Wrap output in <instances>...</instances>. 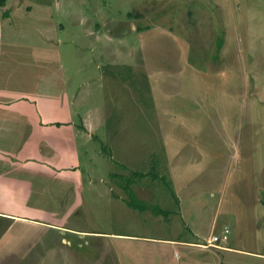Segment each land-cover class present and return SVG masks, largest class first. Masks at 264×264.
<instances>
[{"label": "crops", "instance_id": "crops-1", "mask_svg": "<svg viewBox=\"0 0 264 264\" xmlns=\"http://www.w3.org/2000/svg\"><path fill=\"white\" fill-rule=\"evenodd\" d=\"M53 1L6 0L0 6V222L6 220L0 226V255H12L16 264L24 259L15 248L20 240L26 241L25 247H33L39 237L36 234L47 230L80 235L92 231L81 222L89 204L84 196L85 179L79 171V142L72 121L77 111L73 107L75 97L69 91L66 67L60 58L63 25L55 17L53 8L57 6L61 15L65 11L62 1L55 0V4ZM211 1L216 4L217 0ZM5 11L9 15L5 16ZM157 13L161 15L160 10H155L154 15L158 16ZM128 14L138 19L122 22L115 18L122 24L116 28L111 25L112 17L99 13L96 18L89 13L80 20L84 31L80 35L91 43L98 34L104 35L107 46L114 30L127 32L131 28L143 41L147 35L154 36L144 31L147 25L140 24L143 17L139 13ZM228 28L220 30L226 33ZM153 29L164 37H180L170 26L153 24L150 30ZM143 41L139 45L125 44V51L123 43H119L114 45L113 52L121 59L127 51L132 53L129 59L135 51L143 56L142 63L123 64L129 70L141 68L147 75L144 83H136V89L139 93L145 86L149 88V102L164 144L170 194L175 201L174 206L168 204V209L161 204L159 208L168 216L165 220L168 219L174 231L178 223L185 224L189 235L110 232L115 234L110 238L128 242L114 241L125 245H119L118 249L126 254H121L122 264L129 259L134 260L129 264H264V155L259 153L263 155L260 160L256 151L257 144L264 145V126L261 125L264 117H253L251 109L241 111V106L253 98L259 103L253 110L264 109V97L259 99V93H247L240 85L232 90H224V86L218 89L207 85L209 78L196 89L195 86L185 89L183 66L160 63L150 66ZM230 41L229 45L228 35L220 37L210 54L211 60L230 61L226 57L230 54L233 59L234 41L232 38ZM183 44L185 49L180 50L184 53L188 43L183 40ZM245 45L241 53L247 54L249 49H245ZM106 53H110L111 58L112 52L106 49ZM238 54L236 47V59L240 58ZM119 65L122 66V62L114 66ZM240 69L242 62L237 69L238 78ZM257 70L260 78L264 68L259 64ZM258 80V85H264L263 78ZM213 83L217 82L211 81ZM213 87L221 100L214 99ZM189 89L193 90L195 101L183 105ZM177 96L181 99L176 105L171 104L170 100ZM140 100L138 98L136 104ZM209 102L216 109L213 113H209ZM138 110L145 114L144 106ZM198 112H202L204 122L200 121ZM84 118L89 125V116ZM257 118L262 121L260 126H255ZM178 123L187 128L185 134L173 129ZM242 123L246 130L242 129ZM88 131L82 136L85 141ZM130 186L138 197L140 193L148 198L139 197L144 200L151 202L150 198L155 195L136 179ZM123 187L129 195L127 185ZM166 197L170 202L168 194L161 199ZM207 213L209 218H206ZM18 229H21L19 233ZM214 234H219L216 245L210 244ZM138 240L151 242L152 246L145 244V248L141 245L139 249L133 243Z\"/></svg>", "mask_w": 264, "mask_h": 264}, {"label": "rangeland", "instance_id": "rangeland-1", "mask_svg": "<svg viewBox=\"0 0 264 264\" xmlns=\"http://www.w3.org/2000/svg\"><path fill=\"white\" fill-rule=\"evenodd\" d=\"M54 1L53 4H55ZM56 1H62L65 11L61 15L59 8L54 5V15L63 25L61 36L64 41L60 43L62 49L60 58L66 67L69 91L75 97L73 107L77 114L72 121L79 142V171L85 179L84 196L86 203L89 204L88 208L84 209L86 216L81 222L82 226H87L92 231L82 235L56 230H47L41 235L35 233L39 236L35 246L25 247L26 241L23 242V240L19 241L17 244L19 246H15L24 257L17 264H122L121 254L123 256L126 254L124 250L118 251V249L124 244H115L114 241L125 244L128 242L126 239L110 238V235H115L110 232L122 234L138 232L182 237L188 236L189 232L186 225L183 224V227L180 223L174 231L168 219L165 220L168 216L163 211L154 212L153 209L160 204L168 209L169 206H174L175 201L170 194L171 184L170 179L168 180L169 171L163 149L164 144L152 112V103L149 102V88L143 86L139 93L136 89V83H144L147 75L141 68L129 70L123 64L142 63L143 56L140 51H135L129 59L132 53L127 51V53L123 52L121 59L113 52L114 45L123 43L125 51V44L139 45L143 37L130 28L127 32L114 30L112 39L108 40L109 46L105 45L104 35L100 34L91 43L88 38L82 37L83 34L80 35L84 32L79 25L80 20L87 17L89 13L96 18L99 13H104L105 16L112 17L111 25L119 28L118 26L122 24L117 23L116 19L124 22L137 18L128 13H139L143 17L140 24L147 25H144V31L152 32L154 35L151 37L147 35L143 41L150 66L158 63L183 66L185 89L192 86L196 89L207 83L209 78L210 83L207 85L218 89L224 86L222 87L224 90L236 89V86L240 85L242 90L243 88L247 90V93L250 92L252 95L259 93L257 97L261 99V96L264 97V85H258L260 83L258 79H264V70L259 78L257 68L259 64L264 68V0H217L216 4L211 0ZM176 1L180 3L176 4ZM155 10H160L161 15L157 13L158 16H155ZM153 24L170 26L180 37L171 39L164 37L163 33L157 34L154 29L150 30ZM225 26L229 27L228 30L226 33L221 32V27ZM224 35H228L229 45L232 43L230 39H233L234 47L231 53L235 56L231 59V54L227 55L230 61L225 60L219 63L211 60L210 54L212 50H215L220 37ZM183 40L188 43V49L184 53L180 50L185 49ZM244 43L245 49H249L247 54L245 51L241 53ZM236 47L240 52V55L238 54L240 58L237 59ZM106 49L107 52L109 50L112 52L111 58L108 56L110 53H106ZM236 60H238L237 64ZM210 61L213 62L212 65L208 64ZM121 62L122 66H114ZM241 62L242 69L238 78L237 69L241 66ZM205 64L208 67L205 68ZM249 79H254L256 83L250 82ZM211 81L217 83L211 84ZM215 87L211 89L212 95L216 101L221 100L220 94L214 91ZM185 97L187 99L182 102L183 105L194 103L192 89L185 92ZM138 98L141 100L139 104H136ZM178 99H181V96L171 99L170 103L176 105ZM254 105H259L257 100L249 99L246 105L241 106V111L244 108L251 109L253 117H264V109L257 107L253 110ZM142 106H144L145 114L138 110ZM215 111L216 109L209 102V113ZM88 116L89 125L84 118ZM198 117L204 122L202 112H198ZM258 118L255 119V126H260L262 122ZM261 125L264 126V124ZM80 127L83 130H80ZM201 127L200 123V129ZM173 129L179 134L180 132L185 134L187 131V128L180 123ZM242 129L246 130L243 123ZM87 131L89 137L85 141L82 136ZM245 141L247 140L243 142ZM256 151L257 158L263 160L261 156L264 155V145L257 144ZM78 166L75 169L78 170ZM148 171L164 175L165 180L151 176L136 177ZM129 178H135L139 184L149 187L155 192L156 197H151L150 202L139 198H147L140 193L139 197L137 193H135L136 197L128 195L123 184H126ZM167 194L171 197L170 202L167 197L161 199L162 195ZM132 200L142 203L144 207L133 205ZM209 217L207 213L206 218ZM170 218L173 220V217ZM5 221L2 219L0 226ZM220 225L222 226L221 223ZM161 226L163 228H160ZM182 228L184 230L180 231ZM0 229L2 230L1 227ZM20 230L18 229L17 232L19 233ZM138 241L133 243L137 244L139 249L141 245L145 248V244H148ZM151 246L152 243L149 242L148 247ZM133 261L129 259L124 264ZM0 264L16 263L12 255L4 257L0 255Z\"/></svg>", "mask_w": 264, "mask_h": 264}, {"label": "trees", "instance_id": "trees-1", "mask_svg": "<svg viewBox=\"0 0 264 264\" xmlns=\"http://www.w3.org/2000/svg\"><path fill=\"white\" fill-rule=\"evenodd\" d=\"M6 3V0H0V6H2V5H4ZM4 15L5 16H7V15H9V12L8 11H5L4 12ZM141 175L140 176H136V177H145V176H151V177H153V178H157V177H159L160 179H162V180H165V176L164 175H159L158 173H155V172H152V171H148V172H143V173H140ZM135 180V178H129L128 180H127V183H126V185H127V187H128V189H129V191L131 192L130 193V195H131V197H136L135 196V193H134V191H133V189H132V187L130 186V183L132 182V181H134ZM131 203L133 204V205H137V206H140V207H144V206H142V203H140V202H138V201H131ZM153 209H154V212H161L162 211V209H160L159 207H153Z\"/></svg>", "mask_w": 264, "mask_h": 264}, {"label": "built area", "instance_id": "built-area-1", "mask_svg": "<svg viewBox=\"0 0 264 264\" xmlns=\"http://www.w3.org/2000/svg\"><path fill=\"white\" fill-rule=\"evenodd\" d=\"M225 230H227L228 231V229L226 228ZM219 240V234H214L213 236H212V239H211V242H210V244H212V245H216V244H214V242H216V241H218Z\"/></svg>", "mask_w": 264, "mask_h": 264}]
</instances>
